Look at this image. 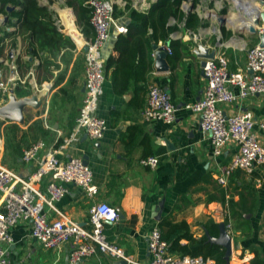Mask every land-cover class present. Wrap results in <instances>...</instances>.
<instances>
[{
	"label": "crops",
	"instance_id": "0c3cea01",
	"mask_svg": "<svg viewBox=\"0 0 264 264\" xmlns=\"http://www.w3.org/2000/svg\"><path fill=\"white\" fill-rule=\"evenodd\" d=\"M50 1L41 0V3L55 11L56 24L73 39L74 46L65 45L41 50L34 55L26 54L18 34L17 18L8 11L0 14V23L6 15L10 16L9 24L0 26V33L4 36L0 57L5 58V61H0V78H6L11 73L8 61L15 59L22 76L34 69L39 87H49L37 90L30 83H19L5 99L0 96L1 106L8 104L13 95L17 99H31L23 110L21 121L0 117L2 163L23 176H30L36 170L38 160L25 162L23 150L39 140H43L47 148L59 150L57 155L60 159L86 157L94 171L99 193L91 199L80 187L69 185V192L56 202L57 207L84 227H89L90 207L94 203L106 202L116 207L122 217L114 224H106V234L109 240L117 243L140 264L150 262L152 256L147 237L164 218L174 222L187 221L196 237L206 235V231L211 234L206 226L209 223L220 225L231 222L234 248L229 263L252 264L256 251L264 258V168L259 166L252 174L237 170L228 177L226 185L220 184L217 176L228 165L237 147L230 144L223 154L215 156L210 136L201 128L200 116L187 108L188 104L203 96V59L195 53L199 43L215 56L225 54L230 71L247 69V52L260 44V34L250 32L249 25L253 19L238 11L235 5L241 1L244 6L249 3L251 9L262 11L264 6L261 0H237L235 3L229 0L184 1L183 11L187 16L198 14L200 24L195 29L183 31V22L179 25L181 29L172 33L171 38L191 45H183L172 57L169 54V69L166 71L156 68L153 48V64L147 80L135 81L131 77L130 88L123 94L115 91L113 72L126 47L117 48L115 45L120 33L113 26L111 39L115 33L118 35L115 44L110 45V39L102 51L106 80L98 109V115L106 119L108 128L101 139L92 140L86 133H81L76 141L70 139L85 94L86 67V46L81 45L79 35L92 40L94 31H90L88 37L83 33L76 13L74 19L71 14L70 17L67 15L69 8L62 9L65 0ZM156 1L115 0L117 24L128 26L131 9L149 12ZM191 5L194 10L188 13L186 8ZM61 14L66 16L65 23ZM221 17L227 21L221 23ZM174 23L176 20L172 18L170 24ZM7 27H12L17 34L16 45L10 47L11 52L7 44L13 37L9 35L12 31H8ZM158 45L171 47L170 41L159 42ZM21 60H29V67L21 66ZM152 83L172 95L177 106L173 124L160 120L149 122L143 118L142 111ZM224 109L228 113L231 110H251L257 122L264 121V95L249 97L234 103L232 107L224 106ZM256 128L260 131L258 126ZM149 156L159 158L158 166L154 169L142 163ZM47 181L45 178L40 184L41 189H46ZM1 209L3 199L0 196ZM218 233L211 235L217 236ZM11 234L13 242L6 245L8 264H70L72 241L59 250L46 249L31 236L30 223L25 221L14 226ZM90 262L121 264L101 251L90 257Z\"/></svg>",
	"mask_w": 264,
	"mask_h": 264
},
{
	"label": "built area",
	"instance_id": "2783aa9c",
	"mask_svg": "<svg viewBox=\"0 0 264 264\" xmlns=\"http://www.w3.org/2000/svg\"><path fill=\"white\" fill-rule=\"evenodd\" d=\"M85 3L92 10L90 21L94 38L87 40L80 35L81 45L87 47L85 94L71 141L78 140L81 133H86L92 140L101 139L105 135L108 123L98 115L106 80L102 51L111 39L113 26H116L120 34L128 32L127 25H118L116 22L115 0H86ZM7 30L11 32L13 28L7 27ZM62 31L65 32L63 29ZM263 33L264 28L259 31L260 35ZM3 37L0 33L1 41ZM168 53L172 54L171 47H168ZM0 61H5V58L0 57ZM8 63L11 73L6 78H0L2 99L19 83H30L37 90L49 88L46 85L39 87L35 81L34 69L22 76L15 59ZM246 65V70L230 71L225 54L206 59L203 67V96L187 105V108L200 116L201 128L209 134L215 156L223 154L230 144L237 147L228 165L217 176L222 185H226L228 177L237 170L252 174L257 167L264 168V121L257 122L251 110H231L228 113L224 109V106L232 107L234 103L249 97L264 95V46L257 44L248 50ZM176 110L172 95L159 85L150 84L142 111L143 118L149 122L160 120L173 124L176 121ZM41 152L44 153L40 158ZM58 152L57 149L47 148L43 140L27 146L23 150V160L27 163L38 160L37 168L30 176H23L6 167L0 159V196L3 199V209L0 210V264L9 263L6 245L13 242L11 229L22 221L30 223L31 236L46 249L59 250L65 243L72 241L70 264H92L90 257L98 251L126 264H140L117 243L109 240L106 234V224H114L122 217L116 207L106 202L94 203L90 207L89 227L82 226L57 207L56 202L69 192V185L80 187L91 199L99 193L94 171L85 164L84 159L74 156L63 160L58 157ZM142 163L154 169L158 166L159 158L149 156ZM45 178L48 181L43 190L40 184ZM53 214L56 215L55 218L52 217ZM226 228L231 234V222L226 223ZM147 243L152 258L146 264H218L211 258L174 254L159 226L150 231Z\"/></svg>",
	"mask_w": 264,
	"mask_h": 264
},
{
	"label": "trees",
	"instance_id": "16d2710c",
	"mask_svg": "<svg viewBox=\"0 0 264 264\" xmlns=\"http://www.w3.org/2000/svg\"><path fill=\"white\" fill-rule=\"evenodd\" d=\"M86 0H65L68 7H72L77 16V23L83 33L88 37L90 31H94L91 25V8L85 3ZM187 0H157L149 12H141L136 9L130 10L131 22L128 24V32L120 34L117 48L126 47L124 55L118 60L113 72V84L115 91L123 94L130 88V78L135 81H146L153 64V45L159 42L170 41L172 56L180 51L183 45H191L181 39H172L171 35L181 29L179 26L185 22L183 31L195 29L200 24V17L196 13L186 15L182 4ZM52 2V0L50 1ZM11 4L16 7L11 16L16 17L19 26V35L23 43V52L34 55L38 51L49 48H59L65 45L74 46L73 39L66 35L56 24V13L49 5H44L41 0H1L0 14L8 13L6 7ZM19 7V8H17ZM73 9L69 8L70 14L75 19ZM64 23L66 16L61 14ZM174 18L176 23L170 24ZM9 33V32H8ZM10 51L16 45L15 32L9 34ZM0 39V45H1ZM6 45V44H4ZM189 53V51H188ZM20 65L29 67V60H21ZM211 234H217L219 224L209 223L206 225ZM159 227L163 238L168 242L169 249L174 254L202 256L214 259L218 264H226L224 259L225 250L218 244L209 241L204 234L201 237L194 236L191 226L187 221L174 222L169 218L160 221ZM186 241V242H183ZM252 264H264V258L258 251L251 260Z\"/></svg>",
	"mask_w": 264,
	"mask_h": 264
},
{
	"label": "water",
	"instance_id": "95a60500",
	"mask_svg": "<svg viewBox=\"0 0 264 264\" xmlns=\"http://www.w3.org/2000/svg\"><path fill=\"white\" fill-rule=\"evenodd\" d=\"M231 3H235L236 0H229ZM239 3H236L235 8L238 11L244 12L247 17H250L253 19V23L249 25V30L252 34L257 35L259 34L260 29H262V23H264V10L259 11L257 8L251 9V5L248 3L247 6H244L241 4V1H238ZM261 5L264 6V0H261ZM185 8V5H184ZM188 13L192 12L194 10V6L191 5L190 7L186 8ZM14 10H16L15 6H8L7 11L9 13H12ZM227 20L224 17L220 18L221 23H225ZM10 22V16L6 15L5 19L1 21L0 26H7ZM118 33H115V35L110 40V45L115 44V40L117 38ZM198 49L195 50V53L203 59L202 61V67L206 64V59L214 58L215 54L213 52H210L209 49L203 46L202 43H199ZM260 45L264 46V33L260 35ZM155 50V58H156V68L159 71H166L169 69L168 65V48L167 46H159L158 44H154L153 46ZM87 50V47H86ZM251 72V71H250ZM10 101L5 106L0 105V117L3 119H9L13 121H21L23 119V110L26 105H28L31 102V99L29 98H21L17 99L14 95L10 97ZM85 164H88V160L86 157H84ZM206 236L208 237L209 241L215 244L220 245L224 248L225 254L224 259L226 263H229L231 260V257L233 255V248L234 243L232 239V235L227 231L226 224L221 223L219 225V233L217 236H213L209 233V231H206ZM121 264H126L124 261H120Z\"/></svg>",
	"mask_w": 264,
	"mask_h": 264
},
{
	"label": "rangeland",
	"instance_id": "374dc122",
	"mask_svg": "<svg viewBox=\"0 0 264 264\" xmlns=\"http://www.w3.org/2000/svg\"><path fill=\"white\" fill-rule=\"evenodd\" d=\"M65 7L73 9L72 7H68V6H66L65 3H63V5H62V9H64ZM73 11H74V9H73ZM74 13H75V11H74ZM263 137H264V136L262 135V139H263Z\"/></svg>",
	"mask_w": 264,
	"mask_h": 264
},
{
	"label": "bare ground",
	"instance_id": "6f19581e",
	"mask_svg": "<svg viewBox=\"0 0 264 264\" xmlns=\"http://www.w3.org/2000/svg\"><path fill=\"white\" fill-rule=\"evenodd\" d=\"M237 1V0H236ZM67 15L70 17V13H69V11H67ZM71 20V19H70ZM72 21V20H71ZM72 23H73V21H72ZM79 39H80V42L82 41L81 40V36L79 35Z\"/></svg>",
	"mask_w": 264,
	"mask_h": 264
}]
</instances>
